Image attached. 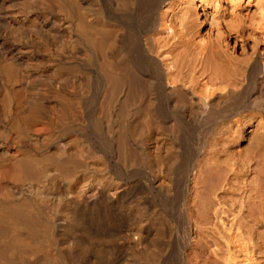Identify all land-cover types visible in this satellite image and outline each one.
<instances>
[{"label":"bare ground","instance_id":"obj_1","mask_svg":"<svg viewBox=\"0 0 264 264\" xmlns=\"http://www.w3.org/2000/svg\"><path fill=\"white\" fill-rule=\"evenodd\" d=\"M85 227L103 264H264V0H0V264Z\"/></svg>","mask_w":264,"mask_h":264},{"label":"rangeland","instance_id":"obj_2","mask_svg":"<svg viewBox=\"0 0 264 264\" xmlns=\"http://www.w3.org/2000/svg\"><path fill=\"white\" fill-rule=\"evenodd\" d=\"M72 237L76 238L75 264H103V256L100 250L108 243V239L102 237L100 233L98 234L88 227H85L81 232L73 231ZM172 249L173 248L170 246H167V252L165 251L164 253V250H161L162 252L160 255L164 256V259H166L164 262L159 258V264H173L175 254H173Z\"/></svg>","mask_w":264,"mask_h":264}]
</instances>
